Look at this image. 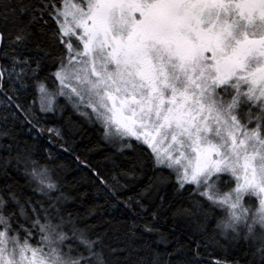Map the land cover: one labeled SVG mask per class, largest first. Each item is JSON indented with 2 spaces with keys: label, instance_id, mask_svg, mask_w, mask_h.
<instances>
[{
  "label": "snow or ice",
  "instance_id": "snow-or-ice-1",
  "mask_svg": "<svg viewBox=\"0 0 264 264\" xmlns=\"http://www.w3.org/2000/svg\"><path fill=\"white\" fill-rule=\"evenodd\" d=\"M0 264H264V0H0Z\"/></svg>",
  "mask_w": 264,
  "mask_h": 264
},
{
  "label": "trees",
  "instance_id": "trees-1",
  "mask_svg": "<svg viewBox=\"0 0 264 264\" xmlns=\"http://www.w3.org/2000/svg\"><path fill=\"white\" fill-rule=\"evenodd\" d=\"M55 148V146H53ZM69 163H71V161H69Z\"/></svg>",
  "mask_w": 264,
  "mask_h": 264
}]
</instances>
